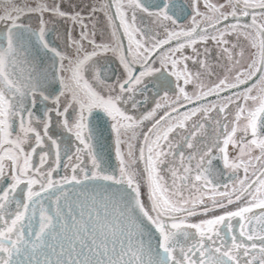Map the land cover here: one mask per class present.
<instances>
[{
    "label": "snow or ice",
    "instance_id": "1",
    "mask_svg": "<svg viewBox=\"0 0 264 264\" xmlns=\"http://www.w3.org/2000/svg\"><path fill=\"white\" fill-rule=\"evenodd\" d=\"M0 264H264V0H0Z\"/></svg>",
    "mask_w": 264,
    "mask_h": 264
},
{
    "label": "flooded vegetation",
    "instance_id": "2",
    "mask_svg": "<svg viewBox=\"0 0 264 264\" xmlns=\"http://www.w3.org/2000/svg\"><path fill=\"white\" fill-rule=\"evenodd\" d=\"M108 134L105 133V139H102L100 144L102 146V150L105 152V155L107 156L109 149V145H110V140L107 139Z\"/></svg>",
    "mask_w": 264,
    "mask_h": 264
},
{
    "label": "rangeland",
    "instance_id": "3",
    "mask_svg": "<svg viewBox=\"0 0 264 264\" xmlns=\"http://www.w3.org/2000/svg\"><path fill=\"white\" fill-rule=\"evenodd\" d=\"M77 2H79V0H77ZM89 2V0H84V3L86 4V3H88Z\"/></svg>",
    "mask_w": 264,
    "mask_h": 264
}]
</instances>
